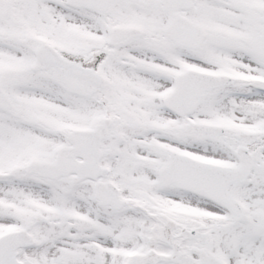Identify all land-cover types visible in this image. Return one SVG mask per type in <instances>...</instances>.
<instances>
[{
  "label": "snow or ice",
  "instance_id": "snow-or-ice-1",
  "mask_svg": "<svg viewBox=\"0 0 264 264\" xmlns=\"http://www.w3.org/2000/svg\"><path fill=\"white\" fill-rule=\"evenodd\" d=\"M0 264H264V0H0Z\"/></svg>",
  "mask_w": 264,
  "mask_h": 264
}]
</instances>
